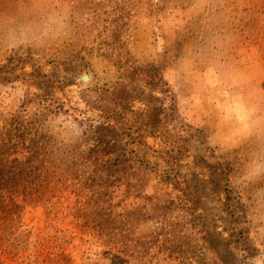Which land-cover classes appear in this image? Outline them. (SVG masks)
I'll use <instances>...</instances> for the list:
<instances>
[{"label":"rangeland","instance_id":"1","mask_svg":"<svg viewBox=\"0 0 264 264\" xmlns=\"http://www.w3.org/2000/svg\"><path fill=\"white\" fill-rule=\"evenodd\" d=\"M122 95L168 127L133 161L94 108ZM212 108L244 130L210 145ZM0 264H264V0H0Z\"/></svg>","mask_w":264,"mask_h":264},{"label":"trees","instance_id":"2","mask_svg":"<svg viewBox=\"0 0 264 264\" xmlns=\"http://www.w3.org/2000/svg\"><path fill=\"white\" fill-rule=\"evenodd\" d=\"M110 55V54H109ZM128 52H121L120 53V59H126ZM111 56V55H110ZM132 58V57H131ZM130 58V59H131ZM132 61V60H131ZM130 62V60H129ZM136 61L130 62V64H135ZM128 64V63H125ZM119 70L122 72L121 77L117 80L116 85L120 86L121 88L126 89V86L124 84L132 82V78H140L141 81L145 80H151L152 82L155 81L156 83L161 85V89H159L156 86V89L161 93V98L167 99L169 92L164 90L165 84L161 83V76L159 74H148L144 71H141L140 69L133 68L132 66H129L128 68H125V65L123 67H119ZM129 72V74H127ZM154 83V82H153ZM105 92V91H103ZM119 103L109 105L107 103L98 102L96 103V106L94 107L96 110L101 112V119L104 120V124L106 127H116L117 129L121 130V134H116L115 138H112L111 141L115 142L116 144H119V148L122 150V157L125 158L124 160L133 161V158H137L141 151H143L145 148H147L146 139L149 137H152V134H155V132H160L162 136L167 137V126L162 125H155L150 122V119L148 121V125L143 127H139L141 123L134 122L132 125V122L134 121L132 117V111L130 108L125 109V107L122 106V103L125 104L126 100L124 96H118L117 98H114ZM93 104V103H92ZM149 108L145 106L144 110L139 113L141 118H144L147 114H149ZM170 117L169 114L167 116V113L164 114L165 121L170 122L168 118ZM172 122V121H171ZM112 123V125H111ZM138 124V125H137ZM192 125V123H191ZM135 126V127H134ZM175 130V129H174ZM179 132L186 133L183 126L178 127ZM173 150V149H172ZM172 153V151H169ZM168 152H166L167 154ZM132 158V160H130ZM123 160V161H124Z\"/></svg>","mask_w":264,"mask_h":264},{"label":"crops","instance_id":"3","mask_svg":"<svg viewBox=\"0 0 264 264\" xmlns=\"http://www.w3.org/2000/svg\"><path fill=\"white\" fill-rule=\"evenodd\" d=\"M252 62L253 61H250V63H248V65H242L241 63H238V62L236 63L232 60H229L227 62L229 65L228 70H227L229 78L227 79V81L232 82V78H236V76H238V73L239 74H240V72L244 73L247 71V69H249L250 67H253ZM195 63H197V62H195ZM210 63H211L210 66L212 67L213 71L215 73H217L218 67H220V66L216 65L215 64L216 62H214V60ZM259 64L260 63H256L255 67H259ZM199 67H200V65L198 66V68ZM197 72L201 73V70L199 69V70H197ZM253 81H256L255 83H261L262 80L258 79V77L257 78H247V79L241 78L240 79V83H242V84H245L248 82H253ZM203 108L204 107H201L202 112H204ZM198 110H200V108ZM199 112L200 111H197V114ZM221 116L224 117V126L223 127L225 128V131L227 133H229L230 128L233 129V128H235L236 125L238 126V128L241 129L240 132H242L244 130V129H242L241 121H239L240 116L237 115V112H235V109H230L227 111L225 110L223 112L222 111L220 112V109H218V108L213 109L212 108V110L210 111V116H208V114L205 115V113L204 114L202 113L201 115L198 114L196 116L195 120L193 119V120H191V122H192V125L198 127L202 131L201 135L203 137H205L206 140L208 139L209 144L212 143L213 145H215L214 143L217 140L216 137H218L217 131H219V128H218L219 125H218V123H215V122L218 121V119H219L218 117H221ZM224 145H226V144H224ZM229 146H231V145H229ZM216 147L217 146H215V148Z\"/></svg>","mask_w":264,"mask_h":264},{"label":"water","instance_id":"4","mask_svg":"<svg viewBox=\"0 0 264 264\" xmlns=\"http://www.w3.org/2000/svg\"><path fill=\"white\" fill-rule=\"evenodd\" d=\"M87 80H88V76L85 75V76L82 78V81H83V82H86Z\"/></svg>","mask_w":264,"mask_h":264}]
</instances>
